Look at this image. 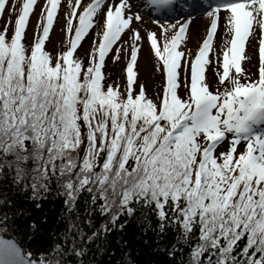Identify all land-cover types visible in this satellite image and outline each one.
Masks as SVG:
<instances>
[{
  "label": "snow or ice",
  "instance_id": "snow-or-ice-1",
  "mask_svg": "<svg viewBox=\"0 0 264 264\" xmlns=\"http://www.w3.org/2000/svg\"><path fill=\"white\" fill-rule=\"evenodd\" d=\"M37 4L0 0V264H264V0H43L28 43ZM62 7L71 35L53 58ZM199 11L206 35L185 54ZM145 15L157 31L142 34ZM89 34L85 66L74 51ZM144 40L155 98L133 90ZM114 45L123 90L103 82Z\"/></svg>",
  "mask_w": 264,
  "mask_h": 264
},
{
  "label": "rangeland",
  "instance_id": "rangeland-1",
  "mask_svg": "<svg viewBox=\"0 0 264 264\" xmlns=\"http://www.w3.org/2000/svg\"><path fill=\"white\" fill-rule=\"evenodd\" d=\"M20 0H17V5L19 4ZM43 2V0H38V4L35 8L34 13L31 15V23L29 25V28H27V40L30 38V40H33L34 33H36V20H37V15L40 11V4ZM62 4L66 3V0H61ZM203 14V13H200ZM198 14L192 16L191 21L189 22V29L186 32L185 39L181 42L180 45H178V50H184L185 54L187 52L195 54V52L198 50L200 44L202 43L203 37L206 35L205 29L207 26V18L202 15V21H196L195 19ZM186 16V15H185ZM14 19V17H13ZM4 20V18H3ZM2 20V21H3ZM144 25H143V31L142 34H146L148 30L151 31H157V26L153 23V18L150 17L149 15L144 16ZM179 22H183V19H180ZM11 27V25L9 26ZM95 28V25L93 26ZM93 30L90 29V33H92ZM169 33L168 35H170ZM70 33L67 32L65 23H64V8L62 7L58 11V19H56V22L54 21V26L52 28V31L50 32L49 35V45L51 47H54L56 49L62 48V46H65V41L66 39H70ZM92 35L89 34L87 37L84 39L83 47H88L89 43H92ZM99 37H97V40ZM121 39H126L125 35L122 34ZM158 43L162 47L163 45V40L159 38V33H158ZM117 44H120V41L117 42ZM220 44H221V37L220 36H215L214 37V46L216 52H220ZM115 47L116 45L113 46V49L110 51V56L108 57V65H107V71H109V75L111 76V79L117 83H120L123 81L124 75H127L126 72V64H127V59L125 58V55L123 52L120 53L119 58L114 59L113 57L115 56ZM121 47H124V45H121ZM128 48V53H129V58H130V49H131V43L127 45ZM246 52L249 53V56L251 59L247 61H242V67L247 68L249 71H255L256 69L253 67L254 64H256L258 56L253 55V50L251 49L250 46L246 45ZM210 56H212V52H210ZM138 65H137V73H136V78L134 82L139 83L138 85L140 86L141 84L145 86L146 91L150 94L151 97L155 98L157 92H159V87H160V82H162L161 79V72L157 70L156 63H157V58L154 55V51L151 50L150 48V42L147 40H144L140 42V48L138 49ZM222 60V57H220ZM183 60V57H182ZM220 70L222 71V65ZM215 69L209 70L206 68V78L207 79H214L218 81V77L213 76V72ZM137 80V81H136ZM181 92H184V87H183V73L181 75V86L180 89Z\"/></svg>",
  "mask_w": 264,
  "mask_h": 264
},
{
  "label": "trees",
  "instance_id": "trees-1",
  "mask_svg": "<svg viewBox=\"0 0 264 264\" xmlns=\"http://www.w3.org/2000/svg\"><path fill=\"white\" fill-rule=\"evenodd\" d=\"M2 28H3V23H2V21H0V30H2ZM27 42L31 43L32 41L27 40ZM67 46L68 45L66 44V46H62V48L56 49L54 47H51V45H49V38H47L44 47H45V50L48 51L53 58H55L58 53L63 52L64 50H66ZM91 47H92V44H89L88 47H83V45L81 46V44H80V45H78L77 49L74 51V57H77V56L80 57L82 59V61L84 62L85 66L88 63V60H89V57H90V54H91ZM108 62L109 61L106 59V62L104 64V66L102 67V73L104 75V81L103 82L105 84H108V83H112L113 85H117L118 84L120 86V89L123 90L126 87V77H123V81L120 82V83H117V82L113 81L111 79L112 75H109V71H107V69H106L107 65H108ZM134 67L136 68V64L134 65ZM112 78H113V76H112ZM160 80H162V73H161V79ZM162 83H163V80H162V82H160L159 91H160V89L162 87ZM138 84L139 83H136L135 85H133V90L134 91H138L139 90V85ZM144 89L146 91L145 86H144ZM146 94L150 96V94L147 91H146ZM180 94H181V92H180ZM21 207H24V208L28 209V211L35 218H37V219L40 218L41 213L39 211H37V210H33L30 205H21ZM50 207L51 206L45 207L44 210L46 212H48V211H50ZM3 235H6L7 237L8 236L11 237V235H13V234L3 233ZM28 235L31 236L32 238L30 240H28V238L25 237V241L27 242V247L35 250V249H37L38 247H40L42 245L43 240H44V236H42L39 233V231L37 233H35V234L29 233ZM22 243H24V242L22 241ZM157 259H159V258H157Z\"/></svg>",
  "mask_w": 264,
  "mask_h": 264
},
{
  "label": "bare ground",
  "instance_id": "bare-ground-1",
  "mask_svg": "<svg viewBox=\"0 0 264 264\" xmlns=\"http://www.w3.org/2000/svg\"><path fill=\"white\" fill-rule=\"evenodd\" d=\"M203 15V14H202ZM201 14L200 15H197L196 16V19H195V23H196V21L198 22L199 20L200 21H202L201 19H202V16ZM223 24V21H221V25ZM221 31H222V28H218V31H217V34H216V36L218 35V36H220L221 37Z\"/></svg>",
  "mask_w": 264,
  "mask_h": 264
},
{
  "label": "water",
  "instance_id": "water-1",
  "mask_svg": "<svg viewBox=\"0 0 264 264\" xmlns=\"http://www.w3.org/2000/svg\"><path fill=\"white\" fill-rule=\"evenodd\" d=\"M6 236V235H5ZM7 237V236H6ZM8 238H11L10 236H8Z\"/></svg>",
  "mask_w": 264,
  "mask_h": 264
}]
</instances>
